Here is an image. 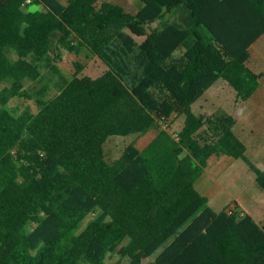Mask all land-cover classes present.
Segmentation results:
<instances>
[{
  "label": "trees",
  "instance_id": "16d2710c",
  "mask_svg": "<svg viewBox=\"0 0 264 264\" xmlns=\"http://www.w3.org/2000/svg\"><path fill=\"white\" fill-rule=\"evenodd\" d=\"M27 1L0 0V264H106L112 254L128 264H264V223L215 210L196 187L215 155L245 161L263 189L264 170L232 115L193 111L220 79L239 101L260 88L248 61L264 0H140L136 14L102 0ZM171 13L175 22L163 20ZM55 39L107 70L60 75L58 95L17 114L9 103L26 96L41 62L60 73ZM163 117H184L180 132L163 129ZM152 129L144 149L132 142L108 161L110 137Z\"/></svg>",
  "mask_w": 264,
  "mask_h": 264
},
{
  "label": "rangeland",
  "instance_id": "374dc122",
  "mask_svg": "<svg viewBox=\"0 0 264 264\" xmlns=\"http://www.w3.org/2000/svg\"><path fill=\"white\" fill-rule=\"evenodd\" d=\"M63 4H67V0H60ZM135 3V8L139 9L142 6L140 0H132ZM30 4V3H29ZM130 4V13H134L135 9ZM29 6V5H28ZM28 6L26 8H28ZM33 8V6H32ZM176 14H166L163 20H168L172 22L176 19ZM161 27V21H156L155 23L148 24L146 26L148 32H152L155 29ZM11 57L17 59L16 53L12 52ZM51 61L55 64L60 73H56L51 65H47L46 62H41V76L38 80H26L25 81V93L24 98H14L10 101L9 107L13 108L17 114L23 113L25 110H31L32 112H37L39 109L38 99L48 100L60 93L62 86V79L60 75H63L66 79H72L76 74L80 76H91L98 77L107 70V66L95 55L90 53L86 48H83L80 53H72L68 49L61 46L55 39L53 51L51 53ZM250 66L258 73L263 74L261 78V86L257 90V93L247 102H239L235 100L236 92L225 80H220L207 91L204 97L195 105L194 109L201 116L203 120L217 111H220V103L222 106L229 107V109L238 111V107L247 105H257L264 107V36L258 40L256 46L251 49V59ZM3 86H0V90ZM205 99H208L205 101ZM184 124V117L173 118L170 122V130L172 132H179ZM156 129H152L147 134H131L128 136H113L110 137L105 145V151L108 161L112 162L121 157L124 149L132 142H136L140 147H144L147 142L153 137V133H156ZM152 133V135H151ZM243 164L245 168L249 171V176L255 178V174L248 168V166L242 161L238 160ZM213 166L211 168L212 173ZM236 170H239L237 168ZM209 176V174H207ZM250 182L247 183L249 185ZM228 209H236L235 204H230ZM94 218V215H90L82 223L81 228H84L88 222ZM154 257L147 259L145 264L153 260ZM120 260V256L112 254L106 260V264H115ZM121 264H128L129 260L124 258Z\"/></svg>",
  "mask_w": 264,
  "mask_h": 264
},
{
  "label": "crops",
  "instance_id": "0c3cea01",
  "mask_svg": "<svg viewBox=\"0 0 264 264\" xmlns=\"http://www.w3.org/2000/svg\"><path fill=\"white\" fill-rule=\"evenodd\" d=\"M102 1L121 5L127 12L130 13V11H128L130 10V4H127L129 2L131 3V6L134 7L133 9H135L134 13L131 14L138 13L141 8V6L139 9L135 8V6L137 5H135V3H132V0ZM175 17V20H177V16ZM175 20L170 23L175 22ZM262 37H260L258 40H260ZM258 40L250 47V59L251 49L252 47L257 45ZM250 59L248 61V65L251 69H253L250 66ZM219 81H217L216 83H218ZM216 83L213 86H215ZM212 87H210L209 89H211ZM207 91L204 93V95L207 93ZM233 93L235 95V100H238L237 92ZM204 95L200 97L193 105V111L200 118L201 116L196 112L194 107L204 97ZM251 98L241 102H247L251 100ZM207 100L208 99H205V101ZM222 104L223 103H220L219 105L220 109L232 115L236 120L233 130L245 144L247 148L246 154L248 158L264 170V107L252 104H243L245 106L238 107L239 110L234 111L229 109V107L222 106ZM179 132L175 133L177 134ZM156 135L157 132L153 133V137L147 142L144 147H140L139 145L138 147L144 149ZM238 160L242 159H236L227 155L212 156L209 159L208 166L205 169L203 175L197 181L196 187L202 195L209 198V203L215 210L221 211L224 209H228V205L232 203L236 205V210L239 211L242 215L248 214L252 216L257 223L263 224L264 189L257 183L256 175L255 178H251L249 176L248 169L245 168L243 164ZM243 162L251 170L249 165L245 161ZM212 166L213 170L212 173H210ZM237 168H239V170H236ZM207 174H209V176ZM248 182H250L249 185H247Z\"/></svg>",
  "mask_w": 264,
  "mask_h": 264
},
{
  "label": "built area",
  "instance_id": "2783aa9c",
  "mask_svg": "<svg viewBox=\"0 0 264 264\" xmlns=\"http://www.w3.org/2000/svg\"><path fill=\"white\" fill-rule=\"evenodd\" d=\"M29 2H30V0H28V1L24 4V6H26V4H28ZM170 122H171V120H170L169 118H166V117H163V118L160 119V125H161V127H162L163 129H168V130H170ZM232 210H234V209H233V208L230 209V212H231Z\"/></svg>",
  "mask_w": 264,
  "mask_h": 264
},
{
  "label": "clouds",
  "instance_id": "9594fccd",
  "mask_svg": "<svg viewBox=\"0 0 264 264\" xmlns=\"http://www.w3.org/2000/svg\"><path fill=\"white\" fill-rule=\"evenodd\" d=\"M241 111H243V110H241Z\"/></svg>",
  "mask_w": 264,
  "mask_h": 264
}]
</instances>
